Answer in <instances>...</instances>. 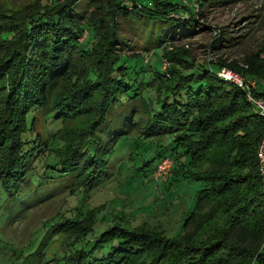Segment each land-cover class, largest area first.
Instances as JSON below:
<instances>
[{
  "label": "trees",
  "instance_id": "16d2710c",
  "mask_svg": "<svg viewBox=\"0 0 264 264\" xmlns=\"http://www.w3.org/2000/svg\"><path fill=\"white\" fill-rule=\"evenodd\" d=\"M47 1L26 13L0 11V190L7 199L90 191L112 175L109 156L131 130L157 139L151 145L159 147L139 167L152 169L170 157L174 180L200 182L174 237L69 225L62 230L77 247L59 264H264V181L256 158L264 117L248 90L175 50L164 51L163 69L128 64L126 57L137 55L125 56L124 47L135 45L120 33L126 24V33L141 35L142 50L154 49L194 33L207 4L229 0H197L193 8L167 1ZM85 26L92 35L87 43L78 40ZM237 71L256 80L250 95L264 98V62ZM145 86L156 90L153 99L142 97ZM33 111L60 129L38 138ZM50 137L54 148L45 144ZM48 151L55 159L37 170L35 160ZM61 224L47 228L39 250ZM152 248L157 253L149 254Z\"/></svg>",
  "mask_w": 264,
  "mask_h": 264
},
{
  "label": "rangeland",
  "instance_id": "374dc122",
  "mask_svg": "<svg viewBox=\"0 0 264 264\" xmlns=\"http://www.w3.org/2000/svg\"><path fill=\"white\" fill-rule=\"evenodd\" d=\"M42 1L45 0H0V11L26 13ZM159 1L180 5L187 3L192 8L198 2L138 0V3L141 6H152ZM197 24L199 27L196 26L194 33L187 37L148 50L141 49V35L137 37L126 33L128 25L123 24L120 33L129 37L128 44L135 45L124 47L126 49L123 54L137 55L136 60L126 57V63L137 61V67L146 64L148 69H163L168 64L163 56L164 51L175 50L173 52L178 53L182 59L192 63L206 62L217 73L223 69L241 75L247 89H254L257 86L256 80L237 70L246 69L248 62L255 65L264 62V0H229L225 3L207 4L202 8ZM228 37L232 38L230 42L224 39ZM215 38L219 41L216 39V44H213ZM82 39L84 43L92 39L88 26L84 27L78 38L79 41ZM148 74L146 72L145 76ZM155 93L156 90L146 86L141 90L144 98L153 99ZM33 114L32 132L38 138L43 139L60 129L58 121L42 119L35 111ZM71 136L72 134L69 138ZM149 140L150 138L139 137L134 130L120 139V149L116 145L109 156L112 175L90 191L65 190L47 199H43L38 193L31 195L27 192L24 197L17 199L21 200L19 202L7 199L0 190V264H59L64 254L74 245L77 247L74 243H67L68 233L62 230L69 225L95 232L115 225L131 230L154 229L163 234V237L172 238L178 234L182 218L193 206L200 182L174 180V165L170 157L160 158L152 169L149 168L151 164L145 163L139 167L142 159L148 158L154 149L159 148L151 145H155L157 139ZM164 140L166 142L167 137ZM49 141L45 144L50 148L58 144L55 138L50 137ZM53 159V151L46 152L39 162L35 160L37 170H40L43 160ZM163 160H166L168 167L162 176L155 177L156 166ZM9 212H13L14 217L8 216ZM58 221L62 222V226L52 233L47 239V245L39 250V241L47 228ZM35 250L39 252L34 255ZM154 252L157 253V250L152 248L148 253Z\"/></svg>",
  "mask_w": 264,
  "mask_h": 264
},
{
  "label": "built area",
  "instance_id": "2783aa9c",
  "mask_svg": "<svg viewBox=\"0 0 264 264\" xmlns=\"http://www.w3.org/2000/svg\"><path fill=\"white\" fill-rule=\"evenodd\" d=\"M217 75L224 80L231 81L234 84L238 86H243L247 89V85L245 84L244 81L245 79L241 75L228 72L227 70H223V69H221L220 72L217 73ZM249 92L250 91L248 90L247 99L253 103L254 107L264 117V98L253 97L250 95ZM256 158H257V169L259 175L262 177L264 181V130L256 147ZM167 167H168V163H166V160H163L160 163H158L155 169V177L162 176L165 173Z\"/></svg>",
  "mask_w": 264,
  "mask_h": 264
}]
</instances>
